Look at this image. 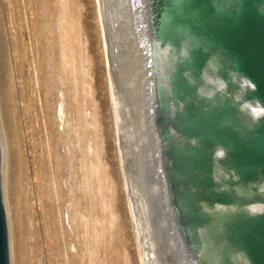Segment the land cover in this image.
Returning a JSON list of instances; mask_svg holds the SVG:
<instances>
[{
  "label": "rangeland",
  "instance_id": "obj_1",
  "mask_svg": "<svg viewBox=\"0 0 264 264\" xmlns=\"http://www.w3.org/2000/svg\"><path fill=\"white\" fill-rule=\"evenodd\" d=\"M101 34L96 0H0L20 264H140L128 201L138 193L173 262L146 141L136 153L114 124Z\"/></svg>",
  "mask_w": 264,
  "mask_h": 264
},
{
  "label": "water",
  "instance_id": "obj_2",
  "mask_svg": "<svg viewBox=\"0 0 264 264\" xmlns=\"http://www.w3.org/2000/svg\"><path fill=\"white\" fill-rule=\"evenodd\" d=\"M145 4L155 127L183 244L202 264H264V209H254L264 206V0ZM20 256L0 62V264Z\"/></svg>",
  "mask_w": 264,
  "mask_h": 264
},
{
  "label": "bare ground",
  "instance_id": "obj_3",
  "mask_svg": "<svg viewBox=\"0 0 264 264\" xmlns=\"http://www.w3.org/2000/svg\"><path fill=\"white\" fill-rule=\"evenodd\" d=\"M96 3L98 5L99 24L101 27V33H102L101 35L103 38L104 53L106 55V60H105L106 69H107V73L109 74L108 75L109 76V96H110L111 106L113 110V116H114V122H115L114 124L117 130V133L120 134L122 130H126L124 131V134H126L127 136L126 140H128L129 143H132L131 145H134V148L137 149L136 153H138L140 149L144 150L143 146L146 143V146L144 147L147 150L145 152L148 153L149 163L152 165V174H153L152 177L157 179V182L155 183L158 184V186L157 184L154 186V187L157 186L156 188L157 190L155 191V193L157 194V197L159 198L158 201L160 203L161 212L164 213L167 218L166 219L165 217H163L167 221L166 222L167 224H165V226L167 229L166 231L169 234V240L171 241L170 242L171 245H169V248L171 252V257L173 258V262H170V263L171 264L172 263L174 264H202L201 262L202 260H204L207 263L208 258H206L204 254H201L200 259H198L197 257L192 256L185 248L183 241L179 235L177 225L175 224L174 212L171 209V205H170V196H169L167 179L164 176L162 162H161V142H160L159 136L157 135V129L155 127V120H154L155 112H156L154 108V104H155L154 72H153V65L151 62L150 30H149L147 17H146L145 0H96ZM168 68H169L168 61L163 60L160 62V71L162 73L163 72L166 73L168 71ZM259 112H261V110ZM121 138H124L125 140V135L124 137H121ZM120 140H123V139H120ZM128 145H125L127 146L126 148L131 147V146L128 147ZM121 146H122L121 148H123L124 144L123 145L121 144ZM125 146L123 149H125ZM126 150L125 151L123 150V151L127 152ZM121 152H122V149H121ZM127 153H123V154H127ZM139 153L141 154V152ZM123 154L120 155L121 159L123 156H125ZM129 154H131L130 149H129ZM131 158L132 157L129 158L130 162H131ZM135 158H132V161ZM124 159H126V157ZM136 160L135 162H138V163L139 161L141 162L143 161L142 158L141 160L140 158L139 159L137 158ZM145 164H144L143 170L146 169L145 166L147 165ZM139 165L142 167V164H139ZM151 165H148V166H151ZM135 166L139 167L138 165H135ZM148 168L150 169V167ZM136 169L138 168L135 167V170ZM131 171H132V168H131ZM137 172H140V171H136L135 173ZM126 175L128 176L129 174H126ZM133 176L135 175L133 174ZM137 176L139 177L141 175L137 174ZM130 177L132 180V176ZM136 180L138 181L139 179L137 178ZM133 181L137 183V181H135L134 179L132 180V182ZM133 184L131 183V186ZM133 186L135 188L137 187L135 186V184ZM145 188H147V186ZM134 189H132V191ZM138 189H140V187L139 188L137 187L136 191ZM143 189L144 188L141 189L142 192L140 191L142 194L144 193L143 191H145ZM149 192L150 191H148V194L152 193V192L150 193ZM136 193L137 192H135V196L138 195V197H140L139 196L140 194L138 193L136 195ZM146 194L144 196H146ZM136 198H134V200L129 198L128 201H129L130 213H131L134 226H135L134 229H135L136 239L138 243L140 264H169V261L167 260L166 255L161 253L162 250L159 251L157 249L158 248L157 247L158 245H156L157 241L162 240L160 239V237H162L161 232H158V234L160 233L159 238H158V235H156L157 237L155 235H152L153 232L151 230L152 233H150L149 226H148L149 221H147V219L142 217V215L146 216L145 214L146 211H140V210L141 208H145L143 206H146L147 200L144 201V198H143L142 203L144 204L145 202L146 204L145 205L142 204L141 206L139 204H135ZM139 199H140L139 201L141 202V197ZM152 200L149 199L148 202ZM152 208H149V209H152ZM136 209H138V211H136ZM254 209L262 210L264 209V206H255ZM141 212H143V214ZM157 215H156V218L158 217ZM148 216H149V213H148ZM160 220H157V221L160 222ZM153 224L155 223H152V225L150 226L152 227ZM160 227L162 228V226ZM155 232L154 234H157V232L156 233ZM163 234L165 235V233ZM160 242H163V241H160ZM159 244H162V243H159ZM164 249L166 248L164 247Z\"/></svg>",
  "mask_w": 264,
  "mask_h": 264
}]
</instances>
